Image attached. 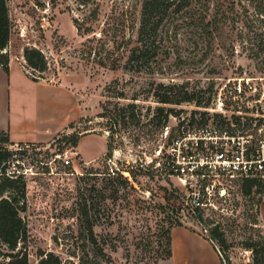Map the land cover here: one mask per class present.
<instances>
[{
    "label": "rangeland",
    "instance_id": "374dc122",
    "mask_svg": "<svg viewBox=\"0 0 264 264\" xmlns=\"http://www.w3.org/2000/svg\"><path fill=\"white\" fill-rule=\"evenodd\" d=\"M95 1L98 18L86 20L92 31L80 34L74 18L82 19L92 6L78 0H8L13 28L7 51L18 87L10 99L1 68L0 119L13 105L23 109L27 121L16 137L33 141L54 136L45 143L10 146L16 155L9 170L23 175L27 184V208L21 213L27 232L18 249L28 255L29 264H38L41 252L55 253L63 264H148L168 252L172 227L210 236L219 223L229 249L216 244L227 262L249 264L250 258L254 264V251L246 243L264 240V183L250 194L243 183L233 204L206 211L202 219L178 212L176 192L182 188L157 154L168 140L154 116L155 108L164 106L173 109L172 125L175 118L200 119L206 112L217 121L252 117L253 127H264V0H211L207 19L226 15L211 27L212 39L199 28L185 32L153 73L124 68L136 45L142 0ZM27 46L45 54L48 69L38 81L51 85L34 81L22 69ZM158 83L213 90L201 95L208 106L161 104L153 94ZM119 92L127 98L115 97ZM108 100L137 103L143 109L142 116L136 109L140 122L129 119L122 128L99 117ZM65 135L77 137V145L64 140ZM108 141L110 156L107 150L97 162H85L83 155L97 156ZM66 155L70 164L63 160ZM10 252L0 241L1 261Z\"/></svg>",
    "mask_w": 264,
    "mask_h": 264
},
{
    "label": "trees",
    "instance_id": "16d2710c",
    "mask_svg": "<svg viewBox=\"0 0 264 264\" xmlns=\"http://www.w3.org/2000/svg\"><path fill=\"white\" fill-rule=\"evenodd\" d=\"M78 2L85 7L92 6L89 7L90 13L82 19L74 18L78 32L80 34L89 33L92 31V26L87 25L86 20L98 18L99 5L95 0H78ZM210 2L211 0H142L136 45L131 48L124 68L132 72L153 73L155 64L158 63L160 57H170L173 53V44L176 45L178 41L182 40V34L196 28L200 29L203 36L212 39L211 27L224 21L226 15L222 13L218 17V14H215L213 19H207ZM12 28L8 0H0V65L7 73L10 71V56L7 48L11 40ZM24 59L26 62L24 66L34 81L45 78L42 73L48 69V60L42 50L34 46H27L24 49ZM211 90H213L212 86L205 89L189 90L185 85L158 83L153 94L161 104L196 102L199 106L202 104L208 106L209 102L203 103L201 95L207 91L211 92ZM115 97L118 99L127 98L121 92L117 93ZM235 103V108L238 110L239 102L235 101ZM101 106L102 112L98 116L106 117L111 124H120L122 128L129 126V119L135 122L134 124L140 122L136 113L137 108L140 115H143V109L135 102L121 103L108 100ZM147 110H151V107H148ZM155 111L154 118L158 120V124L162 127L167 125L173 109L158 106ZM203 115H206V112ZM217 116L222 115L217 114ZM245 118L246 126H251L253 118ZM234 119L240 121L238 116H234ZM64 140H72L74 145L78 143L77 137L73 136L65 135ZM14 144L10 140L9 132L0 129V241L11 251L7 254L3 253L7 259L5 261L0 259V264H29L28 255L18 249L19 243L27 232V224L21 215L27 208V184L23 175L9 170L16 155L10 147ZM111 149L112 143L108 141L106 156H110ZM262 184L256 179H247L243 188L246 194H250L254 187H262ZM198 218L202 219L201 213H198ZM90 228L92 229L93 225ZM209 232L210 236L208 237L212 241L217 242L224 250L229 249L228 239L219 223L214 225ZM92 242L98 243L94 237ZM246 247L254 251V264H264V240L248 241ZM100 250L103 251L102 248ZM169 254L170 252L167 255ZM38 264L63 263L55 253L41 252Z\"/></svg>",
    "mask_w": 264,
    "mask_h": 264
},
{
    "label": "built area",
    "instance_id": "2783aa9c",
    "mask_svg": "<svg viewBox=\"0 0 264 264\" xmlns=\"http://www.w3.org/2000/svg\"><path fill=\"white\" fill-rule=\"evenodd\" d=\"M218 104L224 112L223 102ZM236 116L240 121H217L207 115L204 119L203 114L200 119L182 116L175 118L173 125L169 122L164 126L168 145L166 153L161 147L157 154L181 185L176 192L181 198L176 205L178 212L203 215L218 211L233 204L234 193L247 179L264 183V127L261 123L246 126V118ZM63 160L70 164L71 157L66 155ZM218 250L224 264H229L219 246Z\"/></svg>",
    "mask_w": 264,
    "mask_h": 264
},
{
    "label": "crops",
    "instance_id": "0c3cea01",
    "mask_svg": "<svg viewBox=\"0 0 264 264\" xmlns=\"http://www.w3.org/2000/svg\"><path fill=\"white\" fill-rule=\"evenodd\" d=\"M24 70V64L22 65ZM0 66V70H1ZM3 70V68H2ZM12 60H10V71L6 73V78L8 80V93L10 94V99H12V92L17 89V83L12 80ZM27 72V70H26ZM42 84L51 85L42 81H37ZM60 92V91H59ZM5 118L0 119V129L6 130L9 132L10 140L15 143H45L49 142L51 137L47 140H26L28 138H18L15 135H20L17 131L19 126L25 127L27 121L23 117V109H18L13 105L8 107L7 112L5 113ZM66 126V125H65ZM106 139L104 135H101ZM83 136L81 140L84 138ZM107 141V139H106ZM107 148L103 150L102 153L98 154L92 158H86L83 154L84 160L86 163L97 162L100 160L106 153ZM168 252L166 255L161 256L155 260L153 263L148 264H224L223 258L220 255L218 250V245L212 241L208 235L194 231L186 226L178 225L170 229L169 240H168Z\"/></svg>",
    "mask_w": 264,
    "mask_h": 264
}]
</instances>
